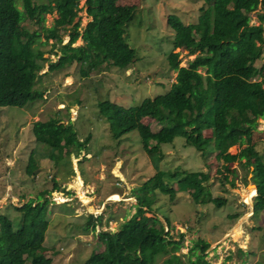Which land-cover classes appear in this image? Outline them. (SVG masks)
Here are the masks:
<instances>
[{
    "label": "trees",
    "instance_id": "obj_1",
    "mask_svg": "<svg viewBox=\"0 0 264 264\" xmlns=\"http://www.w3.org/2000/svg\"><path fill=\"white\" fill-rule=\"evenodd\" d=\"M198 7L195 22L184 24L175 14H167L165 23L172 30L171 47L165 54L167 69L175 72L168 89L152 98H144L137 105L124 107L109 100L97 102L98 114L105 120L110 136L120 138L135 130L141 148L150 159L155 172L132 188L135 199L133 214L122 221L117 230H99L102 249L92 251L81 264H155L157 256L167 254L162 264H182L176 251L182 245V233L174 240L169 232V219L162 222L151 214L153 194H164L169 200L175 195L164 177L174 178L181 190L188 193L195 204L212 203L221 206L224 200L211 196L202 171H167L158 169L162 158L160 143H170L174 137H182L204 156L213 153L221 162L222 170L216 169L221 179L227 176V165L236 161L252 167V183L255 194L251 214L264 209V161L252 142L256 119L264 116V76L262 66L254 62L264 54V0H206ZM0 0V107H24L41 99V91L33 86L41 78L39 70L48 61V72H56L71 64H77L81 76L101 63L107 67L125 70L134 60L135 51L124 37V25L130 18L133 5L119 4L118 0ZM257 24H249L252 6ZM84 8L89 18L80 27L77 12ZM54 13L50 26L44 25V15ZM76 18V19H75ZM27 21L37 28L28 30ZM66 33L68 39L61 43ZM40 36L42 41L40 42ZM82 44L74 46L77 38ZM57 43L56 48L41 50L37 43L48 40ZM53 46V45H52ZM186 47L197 54L178 66L175 47ZM56 55L49 61L44 53ZM203 69V74L197 71ZM259 77V78H258ZM258 78V80H256ZM153 119L163 126L151 131L140 122L141 118ZM211 118L210 135L205 137L204 119ZM31 133L34 141L47 147L48 157H56V150L63 148L66 154L79 155L85 149L88 135L79 140L70 124L58 117L33 121ZM243 143L234 154L226 150ZM35 166L29 154L26 171ZM52 187L58 188L55 180ZM254 191V189H253ZM49 190H41L35 199L29 198L14 209L18 214L16 227L12 219L0 213V264H52L44 255L45 232L48 227ZM232 215L231 217H233ZM101 225L100 214H88L83 226L92 231ZM208 243L198 239L189 248L194 256L191 264H207L202 252ZM198 250L196 254L194 250ZM240 254H245L239 250Z\"/></svg>",
    "mask_w": 264,
    "mask_h": 264
},
{
    "label": "rangeland",
    "instance_id": "obj_2",
    "mask_svg": "<svg viewBox=\"0 0 264 264\" xmlns=\"http://www.w3.org/2000/svg\"><path fill=\"white\" fill-rule=\"evenodd\" d=\"M206 0H118L119 4L133 5L130 18L124 25L126 42L135 51L134 60L125 70L107 67L101 63L81 76L77 64H71L56 72H48V61L43 63L41 78L33 86L41 91V99L24 107H0V213L14 219L16 227L18 214L15 206L29 198L35 199L41 190H49L48 227L45 232L43 252L51 258L52 264H81L92 252L102 249L98 231L117 230L119 224L134 212L135 199L132 188L150 177L155 168L141 148V141L135 130L113 139L105 120L98 114L97 102L109 100L128 107L137 105L144 98L164 93L174 80L175 72L167 69L165 54L170 50L172 30L165 23L169 13L177 15L184 24L193 23L199 13L198 7ZM83 0H79L81 6ZM21 0L16 6L21 8ZM252 6L249 24H257ZM54 13L44 15V25L50 26ZM80 27L89 19L84 8L77 12ZM76 19V18H75ZM28 30L37 28L24 21ZM264 25V23H263ZM61 43L68 39L66 33ZM39 41H42L40 36ZM82 44L78 37L73 45ZM53 45V46H52ZM57 43H37L41 50L56 48ZM178 66H187L197 51L186 47H175ZM49 61L57 56L44 53ZM254 64L262 66L264 76V54ZM203 74V69H197ZM259 78V77H258ZM256 78V80H258ZM58 117L70 124L79 140L88 135L85 149L75 156L66 154L63 148L56 150V157L50 159L47 147L34 141L31 124L36 120ZM140 122L151 131L163 128L153 119L143 117ZM202 135H210L211 118L204 119ZM252 142L264 161V116L256 119ZM162 158L158 169L167 171H202L213 197L224 200L221 206L208 202L195 204L188 193L181 190L174 178L164 177L173 188L172 200L164 194H153L152 212L145 215L156 217L162 222L166 216L172 226L169 231L174 240L182 233V245L176 251L182 264H191L194 256L189 254L198 239L208 243L202 252L207 264H264V209L251 214L254 184L252 167L236 161L230 162L227 176L221 179L216 169L222 170L221 162L213 153L204 156L192 146L186 145L182 137H174L170 143H160ZM243 143L230 146L226 153L234 154ZM29 154L35 166L26 171ZM55 180L58 188L52 187ZM117 194V195H115ZM88 214L101 216V225L92 231L83 228ZM234 215L233 217H231ZM239 250L245 254L241 255ZM196 254L199 251L194 250ZM168 255L157 256L155 264H162ZM27 264V263H25Z\"/></svg>",
    "mask_w": 264,
    "mask_h": 264
},
{
    "label": "bare ground",
    "instance_id": "obj_3",
    "mask_svg": "<svg viewBox=\"0 0 264 264\" xmlns=\"http://www.w3.org/2000/svg\"><path fill=\"white\" fill-rule=\"evenodd\" d=\"M115 195H117V194H115Z\"/></svg>",
    "mask_w": 264,
    "mask_h": 264
},
{
    "label": "water",
    "instance_id": "obj_4",
    "mask_svg": "<svg viewBox=\"0 0 264 264\" xmlns=\"http://www.w3.org/2000/svg\"><path fill=\"white\" fill-rule=\"evenodd\" d=\"M254 191H255V189H254Z\"/></svg>",
    "mask_w": 264,
    "mask_h": 264
}]
</instances>
